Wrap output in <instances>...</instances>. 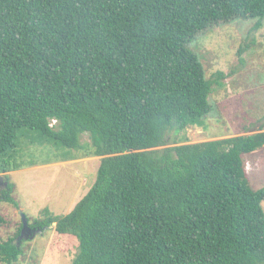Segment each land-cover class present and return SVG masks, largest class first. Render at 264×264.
<instances>
[{"label": "trees", "instance_id": "obj_1", "mask_svg": "<svg viewBox=\"0 0 264 264\" xmlns=\"http://www.w3.org/2000/svg\"><path fill=\"white\" fill-rule=\"evenodd\" d=\"M263 18L264 0H0V204L17 210L9 174L29 145H50L55 163L100 158L68 214L27 220L77 240L70 264H264V188L244 159L264 131L186 136L221 86L188 44ZM18 218L0 215V264L25 254Z\"/></svg>", "mask_w": 264, "mask_h": 264}, {"label": "rangeland", "instance_id": "obj_2", "mask_svg": "<svg viewBox=\"0 0 264 264\" xmlns=\"http://www.w3.org/2000/svg\"><path fill=\"white\" fill-rule=\"evenodd\" d=\"M188 49L202 65L205 78L221 84L213 86L209 98L212 110L201 128L187 130L188 142L264 131V18L213 26L195 35ZM218 72L222 77L217 79ZM179 136L170 135L171 139ZM86 138L87 134L83 142ZM26 142L23 137L21 144ZM51 148L54 147L39 146L36 142L29 145L32 155L21 156L26 166L9 174L11 195L18 208L0 204V215L7 221L17 223L20 211L29 224L44 219L43 211L66 215L92 186L100 158L55 163L52 159L55 151ZM244 159L251 188L254 191L264 188V147ZM261 207L264 212V202ZM10 227L2 230L4 239ZM21 245L25 254L18 264H70L77 251V240L72 236H56L53 227L42 234L26 236L19 241L18 246Z\"/></svg>", "mask_w": 264, "mask_h": 264}, {"label": "water", "instance_id": "obj_3", "mask_svg": "<svg viewBox=\"0 0 264 264\" xmlns=\"http://www.w3.org/2000/svg\"><path fill=\"white\" fill-rule=\"evenodd\" d=\"M7 178L5 175H0V187H4L6 188L7 187ZM19 216H20V219H21V222H22V229H21V232H20V236H19V240L25 238L24 237V233L27 232L28 229H30V226L27 222V219L26 217L22 214V212L20 211L19 212ZM55 226V224L53 225ZM47 228H50V227H47ZM46 227L45 228H42V231H45L47 229ZM37 233V231L35 232V234ZM38 233H41V230H38ZM17 242V241H16Z\"/></svg>", "mask_w": 264, "mask_h": 264}, {"label": "flooded vegetation", "instance_id": "obj_4", "mask_svg": "<svg viewBox=\"0 0 264 264\" xmlns=\"http://www.w3.org/2000/svg\"><path fill=\"white\" fill-rule=\"evenodd\" d=\"M6 188L4 187H0V198L2 197V192L5 190ZM38 230H41V233H38ZM37 231L36 234H42V229L38 228V227H33V226H30V229L27 230L26 233H24V237L25 236H31V235H34L35 232Z\"/></svg>", "mask_w": 264, "mask_h": 264}, {"label": "crops", "instance_id": "obj_5", "mask_svg": "<svg viewBox=\"0 0 264 264\" xmlns=\"http://www.w3.org/2000/svg\"><path fill=\"white\" fill-rule=\"evenodd\" d=\"M93 159H95V158H93ZM97 159H98V158H97ZM246 171H247V170H246ZM77 202H78V201H77ZM77 202H76V203H77ZM76 203H74L72 206H74ZM72 208H73V207H71V209H72Z\"/></svg>", "mask_w": 264, "mask_h": 264}]
</instances>
